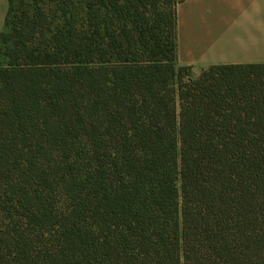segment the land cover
<instances>
[{
  "label": "trees",
  "instance_id": "16d2710c",
  "mask_svg": "<svg viewBox=\"0 0 264 264\" xmlns=\"http://www.w3.org/2000/svg\"><path fill=\"white\" fill-rule=\"evenodd\" d=\"M184 0H9L0 264H264V63H178Z\"/></svg>",
  "mask_w": 264,
  "mask_h": 264
},
{
  "label": "crops",
  "instance_id": "0c3cea01",
  "mask_svg": "<svg viewBox=\"0 0 264 264\" xmlns=\"http://www.w3.org/2000/svg\"><path fill=\"white\" fill-rule=\"evenodd\" d=\"M208 0H184L178 6V20L180 25L188 27L187 17L198 11L202 14L206 8H215L208 4ZM223 9L231 11L229 26L226 34L218 37L210 36L199 54H194L189 44L185 45L184 54L178 50V63L192 67V75L198 76L200 72L211 65L231 63H264V0H211ZM184 3V4H183ZM185 4L188 6L185 9ZM224 5V6H223ZM9 0H0V33L6 29V16ZM224 17L221 11L217 14ZM196 45L199 41L195 39ZM229 47L233 51L223 53L221 49Z\"/></svg>",
  "mask_w": 264,
  "mask_h": 264
},
{
  "label": "rangeland",
  "instance_id": "374dc122",
  "mask_svg": "<svg viewBox=\"0 0 264 264\" xmlns=\"http://www.w3.org/2000/svg\"><path fill=\"white\" fill-rule=\"evenodd\" d=\"M207 2L208 4L215 5V8H206L203 14L198 11L193 16L187 17L188 24L190 23L189 27L187 25H180L178 20V50L181 56L184 54L185 45L187 44H189L193 53L198 55L201 51V48H204L205 50L206 42L208 41L210 36L218 37L221 33L223 34V36L226 34V30L230 22L231 11L229 9H225V7H223V9L220 8L219 4L215 1L208 0ZM184 7L185 9L188 8L186 4ZM221 11L225 15L222 18L217 15ZM196 38L199 41V45H196L195 43ZM221 50L223 53H230L233 51L227 46ZM3 52L4 44L0 37V66L6 63Z\"/></svg>",
  "mask_w": 264,
  "mask_h": 264
}]
</instances>
